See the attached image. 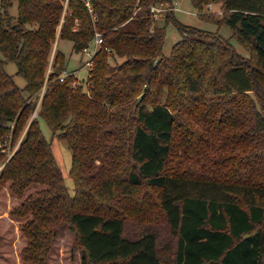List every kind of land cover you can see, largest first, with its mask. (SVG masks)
<instances>
[{
    "label": "trees",
    "instance_id": "trees-1",
    "mask_svg": "<svg viewBox=\"0 0 264 264\" xmlns=\"http://www.w3.org/2000/svg\"><path fill=\"white\" fill-rule=\"evenodd\" d=\"M17 1L13 15V0H0L1 160L43 93L0 172V194L9 183L22 199L10 216L24 221V261L49 264L58 227L69 223L83 264H166L155 231L125 235L129 220H164L173 264H264V0L194 1L201 11L221 3L222 18L201 17L229 25L248 57L172 13L182 38L164 55L167 26L153 7L168 0ZM97 33L103 43L86 79L60 80L62 50L47 74L58 34L82 53ZM40 117L73 152L74 193ZM33 185L42 188L26 195Z\"/></svg>",
    "mask_w": 264,
    "mask_h": 264
},
{
    "label": "rangeland",
    "instance_id": "rangeland-1",
    "mask_svg": "<svg viewBox=\"0 0 264 264\" xmlns=\"http://www.w3.org/2000/svg\"><path fill=\"white\" fill-rule=\"evenodd\" d=\"M195 0H168L162 5H156L161 10L157 11L155 23L157 25L167 26V34L165 44L163 48V54L166 56L171 55L173 45L181 40L182 34L179 27L170 19L168 16L170 13L177 20L205 29L213 31L212 33L221 34L223 37L228 38L235 45L237 51H239L245 57L250 55V50L246 45H243L238 41L234 35L233 29L227 25H219L215 22L207 21L201 17L203 13H217L218 18H222L224 10L222 9L221 3H212L205 6L204 10L201 11L195 6ZM10 12L13 15H18V1L13 0ZM170 15V16H171ZM207 38V37H206ZM60 40V41H59ZM98 46V45H97ZM100 47V46H99ZM98 47V48H99ZM57 50H62L66 54V64L64 71L77 72L78 82H82L89 76V70L92 66H87V61L91 58V55L96 50L94 47L89 54L87 52L76 53L73 51V42L67 39H59V34L56 37L55 42L52 45V51L50 55L49 66L47 74L54 70L52 63ZM96 53V51H95ZM94 53V54H95ZM119 61L121 58H117ZM114 62L113 59H111ZM6 69L10 74L15 75V80L20 87L26 85V80L23 76L17 74L18 66L15 62L9 61L6 63ZM64 71L61 73L63 74ZM60 74V75H61ZM69 77L66 76V79ZM48 75L46 77V80ZM74 85V83L72 82ZM44 90V88H43ZM43 93L40 92V97L37 99V107L34 113L29 118V122L25 124L22 131L15 137L12 135L9 137L6 144V156L5 160L0 159V172L6 165L7 161L12 157L14 152L19 148L20 143L25 137L26 131L30 125L32 118L38 117V109L41 105ZM40 125L43 133L47 139L52 143V148L56 156L57 162L60 165L64 178L65 184L69 188L71 193H74V180L70 174L73 161V152L68 146L67 140L61 138L57 133H54L51 127L48 125L45 119L40 117ZM12 138V139H11ZM213 155V152H210ZM176 164V160H175ZM186 164H184V167ZM181 169L182 166H181ZM42 188L41 185L31 186L26 195L31 192ZM22 201L21 198L13 195L9 190V183L2 190L0 194V235L3 238V244L0 246V264H28L24 261L22 251L28 244V238L23 234L21 230V224L24 222L21 219L12 218L10 211L13 207L17 206ZM146 231H155L160 239V252L162 255H170L165 260L169 261L166 264H173L175 247H173L174 240L171 236L169 227L164 220L154 224H144L141 222H134L129 220L125 225V235L130 238H137ZM169 241V246L165 245ZM171 243V244H170ZM170 248V249H169ZM83 248L78 243L77 232L73 230L69 223H63L58 227L57 235L52 243V250L49 256V264H83Z\"/></svg>",
    "mask_w": 264,
    "mask_h": 264
},
{
    "label": "built area",
    "instance_id": "built-area-1",
    "mask_svg": "<svg viewBox=\"0 0 264 264\" xmlns=\"http://www.w3.org/2000/svg\"><path fill=\"white\" fill-rule=\"evenodd\" d=\"M162 4H164V3H161L160 5H162ZM153 10L155 11V12H157V11H160L161 10V8L160 7H156V6H154L153 7ZM103 43V36H102V34L101 33H97V35H96V38H95V49L97 50L98 49V47L101 45ZM98 45V46H97ZM93 49V47H87V48H85L84 49V52H87V54H89L90 53V51ZM95 50V51H96ZM95 51H94V53H95ZM94 53L91 55V58L87 61V66H92L93 65V55H94ZM77 72H75L74 73V71H72V72H68V71H64V73L63 74H61L60 75V80L61 81H65L66 80V76H71V75H73L74 77H75V80L73 81V83H74V85L77 83V81H78V77H77Z\"/></svg>",
    "mask_w": 264,
    "mask_h": 264
},
{
    "label": "crops",
    "instance_id": "crops-1",
    "mask_svg": "<svg viewBox=\"0 0 264 264\" xmlns=\"http://www.w3.org/2000/svg\"><path fill=\"white\" fill-rule=\"evenodd\" d=\"M60 39V38H59ZM60 41V40H59Z\"/></svg>",
    "mask_w": 264,
    "mask_h": 264
}]
</instances>
